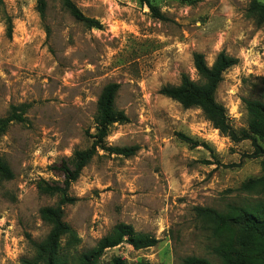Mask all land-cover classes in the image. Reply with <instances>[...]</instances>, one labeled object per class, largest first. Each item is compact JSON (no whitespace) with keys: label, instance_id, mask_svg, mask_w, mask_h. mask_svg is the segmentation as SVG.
Listing matches in <instances>:
<instances>
[{"label":"rangeland","instance_id":"rangeland-1","mask_svg":"<svg viewBox=\"0 0 264 264\" xmlns=\"http://www.w3.org/2000/svg\"><path fill=\"white\" fill-rule=\"evenodd\" d=\"M0 0V119L27 105L23 123L0 137V157L13 179L0 181V264L33 259L34 244L50 230L39 210L57 204L37 184L61 183L56 171L95 134L96 102L104 86L120 85L115 109L127 122L103 133L107 149L136 148L125 157L98 149L68 196L64 221L93 248L118 223L159 240L134 250L123 243L104 251L97 264H181L188 257L212 260L211 234L195 207L225 209L256 198L237 190L262 176L264 141L243 139L248 130L244 99L262 95L264 25L247 17L248 0H202L194 5L150 0H72L100 28L74 21L59 0ZM224 51L239 60L223 73L214 98L227 113L238 141L212 128L197 108L184 109L159 94L182 74L198 81L193 54L211 66ZM178 135L190 139L186 143ZM238 235V234H237Z\"/></svg>","mask_w":264,"mask_h":264},{"label":"trees","instance_id":"trees-1","mask_svg":"<svg viewBox=\"0 0 264 264\" xmlns=\"http://www.w3.org/2000/svg\"><path fill=\"white\" fill-rule=\"evenodd\" d=\"M62 8L69 16L86 28H100L95 19L86 17L72 2V0H59ZM149 9L152 17L165 20L150 0H141ZM181 4L194 5L202 0H174ZM247 17L256 27L264 25V0H248ZM46 1H37V12L44 18ZM193 68L198 81L191 80L182 74L179 84L167 85L159 90V94L178 103L184 109L197 108L210 123L213 129L233 141H238L232 130L225 108L216 102L215 91L222 81L223 73L237 66L239 60L221 51L213 64L208 66L204 56L193 54ZM259 90L262 95L256 99H244L248 116V130L243 139L264 141V76L258 78ZM120 85L110 83L103 87L97 102L94 116L95 134L91 136L93 143L84 151H75L70 159L61 161L55 168L60 172L61 183L37 184L39 194L58 198L57 204L39 210L43 223L50 227L46 239L40 244H34L35 256L33 259H22L20 264H97L107 249L115 248L123 243L134 250L154 247L159 240L148 234L138 233L129 224L118 223L111 231L102 237L96 245L85 251L78 252L80 244L76 232L64 221V207L74 203L68 196L70 185L80 176L82 170L89 164L97 150L109 151L125 157L134 155L136 148L107 149L104 144L103 133L114 124L127 122L125 114L115 109V99ZM27 105L11 107L10 112L0 119V137L5 134L13 123H23ZM179 138L188 143L190 139L183 135ZM262 176L243 183L238 192L245 195H256V198L243 200L240 204H227L225 209L195 207L193 209L196 220L204 232L211 234L212 260L195 256L185 258L181 264H264V162L262 163ZM13 173L0 157V181H10ZM238 234V235H237ZM112 264H127L122 258H114ZM135 264H150L137 262Z\"/></svg>","mask_w":264,"mask_h":264}]
</instances>
